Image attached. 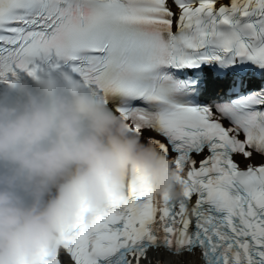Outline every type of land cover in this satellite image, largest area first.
<instances>
[{"label": "snow or ice", "instance_id": "obj_1", "mask_svg": "<svg viewBox=\"0 0 264 264\" xmlns=\"http://www.w3.org/2000/svg\"><path fill=\"white\" fill-rule=\"evenodd\" d=\"M68 69L170 162L41 264H264V0H0V81Z\"/></svg>", "mask_w": 264, "mask_h": 264}, {"label": "clouds", "instance_id": "obj_2", "mask_svg": "<svg viewBox=\"0 0 264 264\" xmlns=\"http://www.w3.org/2000/svg\"><path fill=\"white\" fill-rule=\"evenodd\" d=\"M0 88V264H41L87 210L143 180L181 196L169 160L68 69Z\"/></svg>", "mask_w": 264, "mask_h": 264}]
</instances>
